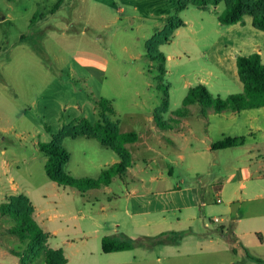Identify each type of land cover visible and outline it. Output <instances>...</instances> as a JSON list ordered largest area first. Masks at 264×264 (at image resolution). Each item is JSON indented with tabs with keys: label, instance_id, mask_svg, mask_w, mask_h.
Returning a JSON list of instances; mask_svg holds the SVG:
<instances>
[{
	"label": "rangeland",
	"instance_id": "rangeland-1",
	"mask_svg": "<svg viewBox=\"0 0 264 264\" xmlns=\"http://www.w3.org/2000/svg\"><path fill=\"white\" fill-rule=\"evenodd\" d=\"M178 1L63 0L59 9L52 11L56 0H0V203L17 195L28 197L40 227L51 235L49 245L62 247L69 264L109 262L110 257L102 253L94 235L85 241L76 236L77 224L90 225L77 217L98 211L100 205L106 203L103 197L106 193L103 188H94L90 190L96 196L80 199L77 189L50 181L44 171L46 159L38 151L39 143L54 140L70 153L64 167L70 176L96 179L118 160L111 150L93 139L79 137L57 141L54 138L75 118L98 120L99 100L111 103L112 121L118 123L120 131L139 132L144 129L146 118L152 115L151 110L161 105L165 86L169 87L166 97L169 110L160 114L165 121L171 112L182 106L188 87L206 81L209 71L217 75V78L211 77L215 87L207 88L211 95L224 98L242 92L230 62L223 61L219 72L205 57L217 37L220 28L217 15L224 9V3L208 6L206 10L192 5L179 10ZM168 17L180 18L186 25L179 28L168 44L156 47L151 39L164 27ZM165 147L172 150L170 144L165 143L157 148L158 152H165ZM241 151L218 152L213 166L185 159L171 177L164 168L145 171L146 177L162 172L167 179L165 182L172 187L193 188L186 194L175 191L169 194L170 200L175 199V202L159 209L173 208L177 212L193 207L197 222L206 226L203 233L218 236L211 240L217 244L193 248L181 242L126 264H260L247 258L240 248L233 253L220 249L218 244L225 241L223 236L255 242L253 234L238 236L240 232H249L253 226L245 220L236 224L235 212L258 207L246 201L229 202L230 192L235 187L228 183H224L227 193H221L222 202L217 204L215 193L207 185L218 175L230 174L229 162L232 158V161L237 160ZM144 158L160 159L155 153H148ZM141 164L145 169L148 162ZM133 185L128 177L114 175L109 188L124 200ZM214 217L220 222L211 223ZM12 224L7 215L5 218L0 215V264H19L11 249H31L27 241L21 242L4 233ZM219 226L223 228V235ZM179 231L185 230L176 232ZM194 235L197 234L189 232L181 239L191 241ZM74 237L72 242H65ZM248 252L263 261L264 244L250 247ZM127 260L128 256H120L112 261L124 264ZM29 264H45L44 257L41 255Z\"/></svg>",
	"mask_w": 264,
	"mask_h": 264
},
{
	"label": "crops",
	"instance_id": "crops-1",
	"mask_svg": "<svg viewBox=\"0 0 264 264\" xmlns=\"http://www.w3.org/2000/svg\"><path fill=\"white\" fill-rule=\"evenodd\" d=\"M247 17L249 19H244V21L242 20V22L233 25H220L217 31V37L208 47L205 55L208 64H213L218 68L226 60L230 62L232 73L237 76L236 57H247L253 53H258L264 65V32L254 29L251 18L249 16ZM183 23V26H185L186 22ZM178 31L179 28L174 32V35H177ZM218 71L221 72L219 68ZM208 74L209 78L206 81H201L199 84H203L206 89L208 87L210 88V86L215 87V83L211 80V77L217 78V75L214 76V72L209 71ZM158 107L151 110L152 115L146 118L147 123L144 129L135 132L137 134V140L134 143L126 145L131 155V165L127 169V172L121 176L128 177L132 184H134L133 187L124 195V200L111 192L109 188L110 184L100 187L108 194H103L106 203L101 204L102 201L95 198L101 204L99 210L94 212L93 215H81L77 217L79 220L90 223V225L85 227L77 224L79 228V232L76 235L78 236L77 238L85 241L89 236L94 235L98 242L101 243V239L106 236L123 235L130 239H139L143 237H154L171 231L189 230L190 233L197 234L194 235L196 236L195 239L191 241L181 239L176 244L184 242L193 246V248L208 247L209 245L217 244L215 243L217 241L213 242L211 240L218 236L203 233L206 230L204 228L205 224L203 222H197V215L193 207H185L177 212L173 208L159 209V206L164 208L165 206L167 207L166 203L172 205L175 202V199L173 202L170 200L169 194H172L174 191L179 194H186L190 190H193V188L187 187L185 190H181V186L179 185L172 187L169 183L165 182L167 179H165L162 172L146 177L145 171L151 172L153 169L164 168L167 175L171 177L174 175L179 163L184 162L185 159H188L190 163L201 162L213 166L215 165L218 152L242 149V153L239 154L237 160L232 161L234 159L232 158L229 162V167L231 166L230 169L232 172L226 176L218 175L212 178L207 185L215 193V202L217 204L222 202L220 198L221 193H227L225 184L228 183L235 187L234 191L230 192L229 202L246 201L258 207L246 209L242 213L239 210L235 212L236 224H240L245 220L253 226L249 229V232H240L238 236L244 237L247 234H253L256 241L246 242L241 239L234 241V246L237 249H241L240 246H242L248 251L250 247L256 248L264 244V107L245 109L239 112H208L205 117L201 113L200 106L194 104L188 107V112L182 117H176L171 112V116L166 121L169 122L172 129L167 130H161L155 124L153 114ZM168 110L169 103L166 113ZM172 119L177 120V123L172 121ZM164 131L168 132V134H165ZM223 138H242L243 144L232 148L213 150L211 146ZM165 143L170 144L172 154L167 149L168 147H165V152H158L157 148L160 145L165 146ZM148 153L157 154L158 158H160L159 161H148L145 159L144 156ZM174 155L176 157H173ZM231 162H233V165H231ZM141 163H144V165L147 164L145 165V169L142 168ZM92 191L88 190L83 194L77 191V193L80 199H85L89 195L96 196ZM201 192L204 191L202 190ZM217 200H220V202H217ZM111 201L116 203H112ZM168 201L171 202L169 203ZM2 217L5 218V216ZM182 217L183 219H181ZM33 218L40 226L34 212ZM10 226L12 225H9L8 228ZM182 226H185V228L182 229ZM219 227L223 232L222 226ZM53 233L55 234L56 231ZM257 234L261 236L262 241L258 240ZM75 239L74 237L65 240V242L70 243ZM176 244L156 245L150 249L137 247L128 251L105 254L107 257H110L109 262L105 261V264H117L113 261L118 260L120 256L129 257V260L125 261L124 264L133 263L142 260L139 259V256H149L159 248L169 249L175 247ZM218 244L220 249L233 251L230 244L224 240ZM47 245L53 249H62L60 246L54 247L49 245V243ZM233 253L236 252L233 251ZM66 264H69L68 260Z\"/></svg>",
	"mask_w": 264,
	"mask_h": 264
},
{
	"label": "trees",
	"instance_id": "trees-1",
	"mask_svg": "<svg viewBox=\"0 0 264 264\" xmlns=\"http://www.w3.org/2000/svg\"><path fill=\"white\" fill-rule=\"evenodd\" d=\"M63 0H56L52 11L59 9ZM224 3V9L217 15V21L222 26H229L242 22L245 16L251 18L252 27L264 32V0H179L177 8L185 9L192 5L199 10H206L208 6H216ZM34 19V18H32ZM184 25L180 18L168 17L162 29L152 37V44L156 47L168 44L174 32ZM150 58H157L150 56ZM162 58H164L162 56ZM236 69L238 80L242 84V92L231 94L224 98L213 96L203 85H196L188 89L182 100V106L175 110L172 115L182 117L188 112L190 105L200 106L201 113L206 116L208 112H239L245 109L264 107V65L260 55L253 53L247 57H236ZM161 70V68H160ZM164 98L161 105L154 111L153 118L156 126L161 130L172 129L168 121L162 120L160 114L166 113L168 109V96L165 86ZM99 108V119L90 122L88 119L79 117L63 126L55 136V140L64 138L76 139L83 137L97 141L100 146L111 150L118 158V162L102 171L96 179L74 178L65 172L64 167L70 160V153L63 147L57 145L54 140L49 143H39L38 151L45 157L44 171L50 181L58 186L73 187L83 194L85 191L107 186L114 175H124L131 165V155L126 148L127 144L137 140L135 132H121L118 123L112 121L114 109L111 103L105 99L97 102ZM171 121V120H170ZM177 123V120L172 119ZM243 144L242 138H223L214 143L213 150H221L236 147ZM34 208L28 197L17 195L8 202L0 203V215L8 216L13 224L4 233L17 237L21 242H28L31 249L23 251L12 250L13 255L18 257L19 264H29L39 256L44 257L45 264H66L67 259L62 249L48 247L50 234L45 232L33 218ZM222 235V229H220ZM189 230L179 232H166L154 237H143L130 239L126 236H111L101 239L100 247L104 254L128 251L134 248L150 249L156 245H174ZM223 238L234 252L236 247L234 238L226 236ZM258 240L262 238L257 234ZM247 258L258 263L264 261L250 256L246 248L240 246Z\"/></svg>",
	"mask_w": 264,
	"mask_h": 264
},
{
	"label": "built area",
	"instance_id": "built-area-1",
	"mask_svg": "<svg viewBox=\"0 0 264 264\" xmlns=\"http://www.w3.org/2000/svg\"><path fill=\"white\" fill-rule=\"evenodd\" d=\"M217 202H220V200H217ZM212 222L213 223H219L220 222V219H218V218H213V220H212Z\"/></svg>",
	"mask_w": 264,
	"mask_h": 264
}]
</instances>
